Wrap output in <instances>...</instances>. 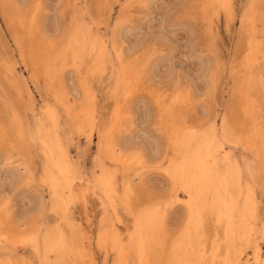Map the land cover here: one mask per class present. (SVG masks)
Returning <instances> with one entry per match:
<instances>
[{
    "label": "rangeland",
    "instance_id": "rangeland-1",
    "mask_svg": "<svg viewBox=\"0 0 264 264\" xmlns=\"http://www.w3.org/2000/svg\"><path fill=\"white\" fill-rule=\"evenodd\" d=\"M27 28L37 31L42 52L33 55L26 46L31 53L26 49L22 57L14 33L25 40ZM81 28L85 34H77ZM124 79L129 88L116 91ZM181 107L187 114L178 112ZM235 116L245 121V142L225 152L240 167L237 204L220 221L212 203L207 214L201 207L202 229V219L193 221L188 212L181 167L195 160L210 127L218 130ZM104 128L118 142L115 154L104 158L110 192L100 181L105 175L97 152ZM256 129L264 139V0H0V264H171L167 249L190 228L199 236L192 264H257V247L264 264V142L256 148L245 139ZM56 150L67 156L71 198L53 166ZM130 156L138 167H123ZM246 185L255 200L242 220L236 216ZM147 213L159 220L166 246L151 244L141 262L134 237ZM235 224L248 229L247 244L240 238L233 244ZM54 234L69 236L64 252L45 246ZM83 246L89 248L85 256Z\"/></svg>",
    "mask_w": 264,
    "mask_h": 264
},
{
    "label": "bare ground",
    "instance_id": "bare-ground-1",
    "mask_svg": "<svg viewBox=\"0 0 264 264\" xmlns=\"http://www.w3.org/2000/svg\"><path fill=\"white\" fill-rule=\"evenodd\" d=\"M228 0H223L224 3H226ZM22 7V6H21ZM110 7V6H109ZM8 8L3 9V13L4 14H8ZM15 10V9H14ZM104 10V9H103ZM111 10V9H110ZM253 11V10H252ZM102 10L99 8V13H101ZM13 14V13H12ZM21 16V15H20ZM125 11L122 12L119 17H118V27L123 24L122 22L125 23ZM127 17V16H126ZM253 17V16H252ZM84 18V17H83ZM254 19V18H253ZM127 21V20H126ZM116 22V21H115ZM80 23V22H79ZM85 23V22H84ZM127 23V22H126ZM131 23V22H130ZM26 24V23H25ZM82 24V23H80ZM78 25V24H77ZM117 26V25H115ZM31 27H34V25H32ZM77 28V27H76ZM80 28V27H79ZM78 28V29H79ZM122 28V27H121ZM117 29V28H116ZM115 29V30H116ZM123 29V28H122ZM26 31V39L24 40L23 37L16 31V33H14L17 44L19 46L20 49V53L21 56L23 57V54H25L26 51V46L28 47V49H30V51H33V55L34 52H36L35 50H38L40 48V44L41 42H43L40 38V36L36 35V30L35 28H27L24 29ZM92 30V28H91ZM73 31V30H72ZM78 31V30H77ZM85 29H80V31L77 34H85ZM89 31V30H88ZM76 32V31H75ZM73 32V33H75ZM90 32V31H89ZM88 33V32H87ZM112 33V32H111ZM72 34V33H71ZM74 36V35H73ZM88 36V34H87ZM254 37V36H253ZM78 40V39H77ZM85 41V40H84ZM100 41V40H99ZM45 42H47V40H45ZM73 43V42H72ZM76 43V42H75ZM116 43V41H115ZM48 44V42H47ZM46 44V45H47ZM80 44V43H79ZM78 44V46H79ZM114 44V43H113ZM44 45V44H43ZM74 45V44H73ZM90 45V43H89ZM94 45V44H93ZM112 45V44H111ZM45 46V45H44ZM114 46V45H113ZM42 47V46H41ZM80 47V46H79ZM98 48V47H97ZM116 48H120L119 46L116 45ZM27 49V50H28ZM45 49V48H44ZM74 49H77L76 47ZM90 49V48H89ZM121 49V48H120ZM47 50V48H46ZM29 51V50H28ZM29 51V54L31 53ZM42 52V50H41ZM46 52V51H45ZM44 52V53H45ZM119 56L122 57V52L119 50ZM117 53V54H118ZM43 54V53H42ZM102 55V54H101ZM45 56V55H44ZM103 56V55H102ZM33 57V56H32ZM36 57V56H35ZM25 58V56H24ZM247 58V57H246ZM32 59V58H31ZM30 59V62L33 60ZM122 61V60H121ZM133 62V61H132ZM125 64V62H124ZM106 68V67H105ZM122 68V67H121ZM125 68V67H124ZM130 68V67H129ZM106 70V69H105ZM126 70V69H125ZM213 74V70L211 71ZM128 75V74H127ZM121 79V78H120ZM130 81V80H129ZM248 86V85H247ZM250 86V85H249ZM252 86V85H251ZM129 88V85L126 82V79L122 80V82H120L119 84H116V91L122 90V91H127V89ZM249 88V87H248ZM184 89V88H183ZM72 90H74L72 88ZM246 90V89H245ZM130 91V90H129ZM250 91V89H249ZM72 92V91H71ZM77 93V92H76ZM250 93V92H249ZM78 94V93H77ZM68 95V94H67ZM66 95V96H67ZM70 95V94H69ZM75 95V94H74ZM238 95V94H237ZM71 96V95H70ZM77 96V95H76ZM174 96V95H173ZM177 96V95H176ZM67 98V97H66ZM56 99H58L56 97ZM201 99V98H200ZM59 100V99H58ZM60 101V100H59ZM98 101V100H97ZM65 102V101H64ZM73 102V101H72ZM121 102V101H120ZM63 103V102H62ZM69 103H71L69 101ZM74 103V102H73ZM119 103V102H117ZM204 103V102H203ZM74 105V104H73ZM202 106V104H201ZM250 106H252L250 104ZM68 107V106H67ZM247 107V106H246ZM64 108H66L64 106ZM239 109H242L238 106ZM67 109V108H66ZM250 109V108H249ZM248 110V109H247ZM73 111V108H72ZM237 111V109H236ZM239 111V110H238ZM251 113H252V108H251ZM178 112H181L183 115L187 114V110L184 107H181L178 109ZM204 112V111H203ZM230 112V111H229ZM249 112V111H248ZM81 113V112H80ZM239 113V112H238ZM251 113L249 115H251ZM53 115V112H52ZM236 115V113H235ZM238 115V114H237ZM181 116V115H180ZM80 117V116H78ZM182 117V116H181ZM253 117V116H252ZM51 118V117H50ZM85 119H87L89 124V128L88 130L92 131L95 127V123H94V117L88 115L87 117H84ZM251 118V117H250ZM52 119V118H51ZM76 119V118H75ZM81 120L77 118V120H75L74 126L77 127V125L79 124ZM214 122V121H213ZM244 123L245 121L241 119V117L235 116L234 118H232V120L230 119H223L221 122V125L219 126L218 130H216L215 128H209L207 130V132L205 133L206 136L203 138L202 140V144L201 146H199L196 148L198 150V154L195 160L193 159L191 162V160L189 161L190 163H186L184 164L181 168V176L178 178L179 181V185H182V189H184L187 193H189L190 195V207L188 212L190 213V215L193 216V218L195 216H197L196 218H200V220L202 219L201 217H199V215H202L200 213L201 207L204 208V211L201 210V212H205V208H207L210 203V209H211V213L215 214L216 218H218V220H222V215H224V213H227L226 215L228 216L229 214H231L232 211V205H235L237 203H235V199L237 198V196L240 193V175H239V171L238 168L240 167H236L237 165L230 163V161L228 159L229 156L228 154H226L225 149L227 146H231L232 144H235L237 142V144L243 140L244 136H245V129H244ZM110 125V124H109ZM207 125V124H206ZM205 125V126H206ZM79 126V125H78ZM86 127V126H85ZM115 127V126H114ZM201 127V126H200ZM207 127V126H206ZM256 127V126H255ZM74 128V127H73ZM97 128V127H96ZM205 128V127H204ZM217 128V127H216ZM258 128V127H257ZM79 129V128H78ZM98 129V128H97ZM207 129V128H206ZM255 129V128H254ZM86 130V129H85ZM99 130V129H98ZM104 131L101 132L99 134V139L97 141V152H98V157L100 158L99 161V166L102 168V173L104 171V175L105 177L100 178V181L105 185L106 190L111 189L112 188V184H111V175L106 171L105 169V163H104V158L107 157H112L113 154H115L116 148L118 147V142H116V139L110 138L109 136V132L110 130L107 128L103 129ZM96 132V131H95ZM98 132V131H97ZM99 133V132H98ZM119 133V132H118ZM192 133V132H191ZM190 133V134H191ZM247 133V132H246ZM88 134V133H87ZM194 135V134H193ZM196 135V134H195ZM194 135V137L196 138V136ZM117 136V135H116ZM188 136V135H187ZM202 136V135H201ZM89 137V136H88ZM203 137V136H202ZM189 138V137H188ZM193 138V137H192ZM201 138V137H200ZM249 138V140H248ZM197 139H199L197 137ZM248 140V142H246V144L248 143L249 145L252 144L254 145L256 148H259L261 146V144H263L264 139L261 136V132L257 131V129L255 131H253L250 136H248L247 138H245ZM189 140V139H188ZM187 140V141H188ZM194 140V139H193ZM191 141V139H190ZM199 141V140H197ZM239 141V142H238ZM244 141V140H243ZM57 142V141H56ZM55 142V144H57ZM157 142V141H156ZM200 142V141H199ZM245 142V141H244ZM254 142H256V145L254 144ZM188 143V142H187ZM242 143V142H241ZM240 144V143H239ZM243 144V143H242ZM54 145V144H53ZM52 145V146H53ZM194 145V147H195ZM55 146V145H54ZM57 147L59 148V145L57 144ZM156 147V146H155ZM53 148V147H52ZM55 148V147H54ZM196 150V149H195ZM52 151V149H51ZM56 158L58 159V161L53 160L54 164L53 166H55V168H58V172L60 173V177L63 181V186H65V189H67L69 191L68 197L71 198L72 193H74V186H73V180H69V175H68V169L70 171V168H68L69 166L67 165V156L66 153H63L61 151L56 150ZM49 153V151H48ZM121 153V152H120ZM51 154L53 155L54 152H51ZM220 155V159L222 158L223 163L219 164L221 161H219L218 156ZM128 157V156H127ZM131 157V156H130ZM134 157V156H133ZM190 157V156H189ZM192 157V155H191ZM190 157V158H191ZM155 158V157H154ZM5 159V158H4ZM20 159V158H19ZM52 159V158H51ZM116 159V158H115ZM133 159H135V162L133 161ZM232 159V158H231ZM7 160V159H6ZM117 160V159H116ZM122 160V159H121ZM189 160V159H188ZM123 161V160H122ZM158 161V160H157ZM136 167H138V165L140 164V161L135 157V158H130L128 160L123 161V167L128 164V168L130 169L131 166H133L134 164H136ZM193 163V164H192ZM262 163V159L259 158L258 160V164L257 166L259 167V165H261ZM51 164V163H50ZM15 165V164H14ZM142 166V164H141ZM134 168V167H133ZM125 169V168H124ZM260 169V168H259ZM176 171H178V169H176ZM175 172V171H174ZM180 172V170H179ZM13 176V179L16 180L19 178V173L16 172H12L11 173ZM71 174V173H69ZM175 174V173H174ZM177 175V173L175 174ZM72 176V175H71ZM70 176V177H71ZM174 176V175H173ZM73 177V176H72ZM55 179V178H54ZM103 181H102V180ZM173 179V178H172ZM13 180V181H14ZM59 180V179H58ZM174 180L175 176H174ZM96 182V181H95ZM172 182V181H171ZM54 183V182H53ZM174 183V182H173ZM245 183V182H244ZM51 184V183H50ZM171 184V183H170ZM54 185H58L56 184V181L54 183ZM243 185V184H242ZM100 186V185H98ZM247 186V193L245 194V198L243 200L242 206L240 207V209L238 208L237 210V218L238 219H242V220H246L251 216L252 213V208H253V204H254V200H255V192L254 189L252 187V185H246ZM52 187V186H51ZM57 187V186H56ZM245 187V186H244ZM258 187V186H257ZM60 188V187H59ZM63 188V187H62ZM53 189V188H52ZM64 189V190H65ZM171 191V190H170ZM257 191V190H256ZM61 192V191H60ZM107 192H110V190ZM34 193V192H33ZM63 193V192H62ZM80 193V192H79ZM35 194V193H34ZM55 194V198L57 197L58 194V189L55 190L54 192ZM78 194V193H77ZM171 194V193H170ZM6 195V193H5ZM59 195V194H58ZM62 195V194H61ZM109 196H111V193H108ZM42 197V196H41ZM40 197V198H41ZM66 197V196H65ZM81 197V196H80ZM60 198V197H59ZM73 198V197H72ZM126 198V196H125ZM4 199V198H3ZM64 200V198H61ZM159 199V198H157ZM39 200V198H38ZM62 200V201H63ZM68 200V199H67ZM72 200V199H71ZM70 200V201H71ZM154 200V199H153ZM182 200V199H181ZM42 201V199H41ZM44 201V200H43ZM10 203V202H9ZM42 203V202H41ZM63 203L66 204L63 201ZM235 203V204H234ZM40 204V203H39ZM153 204V203H152ZM42 205V204H41ZM63 205V204H62ZM1 206V205H0ZM61 206V205H60ZM44 207V206H43ZM56 207V205H55ZM57 208V207H56ZM144 208V207H143ZM143 208H141V210H143ZM151 208V207H150ZM202 208V209H203ZM43 209V208H42ZM226 209L227 212H223V210ZM41 210V209H40ZM39 210V211H40ZM154 210V209H153ZM209 210V207H208ZM4 211V210H3ZM149 211V210H148ZM138 212V211H137ZM145 212V211H144ZM85 213V212H84ZM142 213V212H141ZM206 213V212H205ZM63 214V212H62ZM155 214V213H154ZM207 214V213H206ZM205 214V215H206ZM142 215V214H141ZM189 215V214H188ZM185 216V215H184ZM204 216V215H203ZM1 217V216H0ZM140 217V215H139ZM183 217V216H182ZM189 217V216H188ZM229 217V216H228ZM142 218V217H140ZM144 220L143 223L141 221V223L139 224L140 226L137 229V235L136 238L134 237V247L138 253L139 256V260L141 262L145 261V257H146V253L145 250L151 248V244L155 243V242H160L163 246L165 245V241L166 239H164V235L163 233L160 231V227H159V220L156 219V217H154L153 213H147L144 214L143 216ZM196 218L193 219V221L196 220ZM43 219V218H42ZM178 219V218H177ZM191 218H189L190 220ZM232 219V218H231ZM234 220V219H233ZM231 220V221H233ZM69 221V220H68ZM188 221V220H187ZM192 221V220H191ZM198 221V220H197ZM202 221V222H201ZM201 221H198V224L200 225L199 227H201L203 229V227L205 226V224L203 223V219ZM5 222V221H4ZM41 222V221H40ZM161 222V221H160ZM184 222V221H183ZM199 222H201L202 224H200ZM230 222V221H229ZM71 223V222H69ZM150 223V224H149ZM189 223V221H188ZM247 223V222H246ZM149 224V225H148ZM198 224H194L193 225L197 226ZM228 224V222H227ZM6 225V224H5ZM171 225V223H170ZM204 225V226H202ZM192 226V225H191ZM193 226V227H194ZM15 227V226H14ZM76 227V225H75ZM190 227V226H189ZM207 227V226H206ZM3 228V227H2ZM79 228V227H78ZM137 228V227H136ZM197 228V227H194ZM200 228V229H201ZM205 228V227H204ZM232 228V230H231ZM229 230L230 235L234 238L233 244H235L234 242L236 241V239H241V241H246L247 240V234H248V229H242V227H240L239 224H235L234 226H232ZM6 229V228H5ZM75 229V228H74ZM199 229V230H200ZM207 229V228H206ZM234 229V230H233ZM27 230V229H26ZM77 230V229H76ZM197 229H187V234H185V232L183 234H185V238H182L180 240H178L177 242L173 243L167 250H169L170 252L173 253V257H168L171 258L170 262L171 264H192V261H190L191 257H193V255H197V251L195 246H197L199 244V236L197 234ZM214 230V229H213ZM7 232V230H4ZM206 231V230H205ZM205 231H201L203 234H205ZM34 232V231H32ZM45 232V231H44ZM55 232V231H54ZM10 233V230H9ZM7 233V234H9ZM36 233V232H34ZM48 233V232H47ZM76 233V232H75ZM79 233V232H78ZM89 233V232H88ZM182 233V232H181ZM30 235L32 233H29ZM62 234V233H61ZM90 234V233H89ZM202 234V235H203ZM1 235H5V233L3 234V231L0 230V237ZM30 235H28L30 237ZM45 235V233H44ZM63 235V234H62ZM68 235V234H67ZM76 235V234H75ZM86 235V234H85ZM117 235V234H116ZM182 235V234H181ZM251 235V234H249ZM65 238L64 240H61L60 237L58 238L56 234L54 235H50L46 237V241L45 246L47 245V247L49 246L51 248V250L53 251H57V252H64L66 250V244L68 241V237L66 238V234L64 235ZM176 236V235H175ZM180 236V234L178 235V237ZM252 236V235H251ZM177 237V238H178ZM184 237V236H183ZM10 238V237H9ZM38 238V237H37ZM71 238V236H70ZM82 238V237H81ZM181 238V237H179ZM251 238V237H250ZM31 242L36 243V239H32L30 238ZM60 239V240H59ZM67 239V241L65 240ZM101 239V238H100ZM133 239V238H132ZM29 240V239H28ZM71 240V239H69ZM77 240V239H76ZM102 240V239H101ZM169 240V239H168ZM229 240V239H227ZM253 240V239H252ZM39 241V240H38ZM118 241V240H117ZM169 242V241H168ZM204 242V241H203ZM117 243V242H116ZM229 243V242H228ZM232 243V242H231ZM239 243V240H238ZM246 243V242H245ZM250 243V242H249ZM247 244V243H246ZM255 244V243H254ZM37 245V244H36ZM39 245V244H38ZM236 245V244H235ZM239 245V244H238ZM237 245V246H238ZM89 246V245H88ZM225 247V246H224ZM114 248V247H113ZM132 248V247H131ZM214 248V247H213ZM233 248V247H232ZM260 248V247H259ZM259 248L257 247L255 249V255H256V262L257 264L260 263L259 261ZM36 249V248H35ZM43 249V248H42ZM88 249L86 248V246L81 248V253H83L82 255L85 256L88 253ZM172 249V251H171ZM236 249V248H235ZM119 250V249H118ZM167 251V252H169ZM243 251V250H242ZM245 251V250H244ZM232 252L233 249H232ZM164 253V252H163ZM235 253V252H234ZM159 254V253H158ZM231 254V253H230ZM233 254V253H232ZM261 254V253H260ZM172 255V254H171ZM200 255V254H199ZM198 255V256H199ZM229 255V254H228ZM236 255V254H235ZM262 255V254H261ZM167 256V255H166ZM194 256V257H195ZM226 256V255H225ZM233 256V255H232ZM239 256V255H238ZM254 257V256H253ZM127 258V257H126ZM200 257L195 258V261L197 262L198 259ZM233 258V257H232ZM242 258V257H241ZM163 259V258H162ZM193 259V258H192ZM243 259V258H242ZM127 260V259H126ZM261 260V259H260ZM118 261V260H117ZM164 261V260H163ZM190 261V263H189ZM194 261V260H193ZM227 261V259H226ZM225 261V262H226ZM230 261V260H229ZM228 261V262H229ZM264 261V260H263ZM123 262V260H122ZM203 262V261H202ZM237 262V261H236ZM120 263V262H119ZM166 263V262H165ZM198 263V262H197ZM227 263V262H226ZM256 264V263H255Z\"/></svg>",
    "mask_w": 264,
    "mask_h": 264
}]
</instances>
